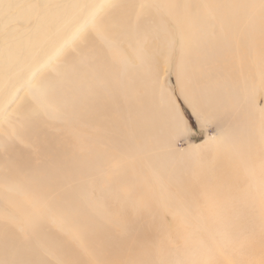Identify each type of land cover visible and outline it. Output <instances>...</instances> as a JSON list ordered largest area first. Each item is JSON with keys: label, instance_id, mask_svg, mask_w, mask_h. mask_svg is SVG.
Segmentation results:
<instances>
[{"label": "bare ground", "instance_id": "obj_1", "mask_svg": "<svg viewBox=\"0 0 264 264\" xmlns=\"http://www.w3.org/2000/svg\"><path fill=\"white\" fill-rule=\"evenodd\" d=\"M41 2L0 0V264H167L170 223L207 227L235 162L264 156L256 102L255 143L180 149L167 73L202 121V101L264 96V0Z\"/></svg>", "mask_w": 264, "mask_h": 264}, {"label": "rangeland", "instance_id": "obj_2", "mask_svg": "<svg viewBox=\"0 0 264 264\" xmlns=\"http://www.w3.org/2000/svg\"><path fill=\"white\" fill-rule=\"evenodd\" d=\"M28 2L31 3V0H26V3ZM32 2L34 4L33 5L31 3L33 6L39 5V8L42 3L41 0H37V2L32 0ZM167 76L168 81L166 79V84L168 85L170 83L168 86L172 89L174 98L177 101L176 104L178 105L181 113L183 112L182 116L186 122V132L185 134L181 135L177 141V146L180 149L186 150L190 144H194L195 146L200 145V143L202 144L207 135H215L219 142L228 143L230 141H235L241 135L243 129L247 131L250 140L253 139L252 142L255 143V136L261 131H257L259 129V126L256 127L259 109L258 107L256 108L254 106V103L256 102L259 107L264 106V96H259L257 101H202L207 103L204 106V121H202L197 113L192 111L190 106L186 104L183 97L179 93L173 68L167 73ZM262 111L264 113V110ZM261 135L264 138V132H262ZM261 156L256 158L255 162L249 159V164H251V167L249 165L246 166L242 160L240 162H235L236 166L234 167L233 172L238 173V176L240 177L238 178V176L236 177L235 174H230V177H227L226 182L230 183L231 181L237 185L238 195L230 200V210L219 212L218 216L214 215L215 219L217 217L216 220L213 218V216L212 219L210 218L208 220V228L202 226L197 231L190 233L185 230V227L180 228L181 223H170L167 240L169 244L168 248L172 249L174 247L178 249V254L177 252L174 255H170L172 253L168 254L167 264H240L241 262V264H264V191H258L253 186L252 188H247L249 185L248 176L253 170L258 171L255 172L256 177L259 183H262L264 186V156ZM260 171L261 173H259ZM254 189L257 191L256 194L253 191ZM200 206L203 207L201 204ZM224 213L227 214L225 215ZM210 220H214V223ZM215 224L217 225L213 228L212 226ZM217 226L219 231L218 229H215ZM224 226L225 228H223ZM183 235L187 236L183 238ZM192 235H195L197 238V245L195 246L197 248L194 247L195 250L193 255L191 249H189V251H185L184 248L182 249V247H186L189 244V241L192 237H195ZM210 238H213L214 240L212 239V241ZM158 250H162V242H159ZM225 252L227 253L225 254ZM193 258H195V260ZM238 260H240V262Z\"/></svg>", "mask_w": 264, "mask_h": 264}]
</instances>
